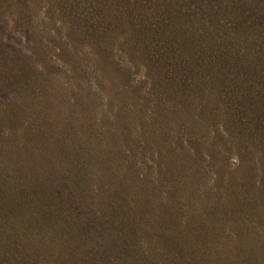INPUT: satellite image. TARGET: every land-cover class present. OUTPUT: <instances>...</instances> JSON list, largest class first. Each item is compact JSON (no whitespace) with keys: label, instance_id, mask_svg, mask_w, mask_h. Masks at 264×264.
<instances>
[{"label":"rangeland","instance_id":"obj_1","mask_svg":"<svg viewBox=\"0 0 264 264\" xmlns=\"http://www.w3.org/2000/svg\"><path fill=\"white\" fill-rule=\"evenodd\" d=\"M75 2L82 12L83 8L92 7L90 0ZM104 3L103 17L96 19L97 22L92 27L93 23L87 24L91 19L86 18L82 19L84 23L76 21L75 24L71 20V17L73 19L75 17L65 6L64 0H0V264H36V261L39 264H73L69 259L71 255L80 254L78 247H69L70 245L64 239L53 240L52 233L49 234L50 230L43 232L40 229H34L29 232L27 228L30 226L26 227L20 220L21 213L25 211L23 205L12 207L10 204L12 200H8V196L11 197L13 193L8 194L7 189L23 190L24 186L28 187L32 184L30 186L32 188L33 184L39 182L48 184L51 176L56 174L57 168L63 171L67 165L75 162L83 168L80 164L83 160L90 163L86 155H80V151H78L80 156L74 157V153L66 152L68 148L62 152L57 150L67 131L66 123L73 128L69 132L73 140L69 148L75 147L77 151L84 148V145L88 147L91 144L95 149L93 155H98L93 163L102 165L107 162L103 164L104 167H110L116 170L118 175L121 174V170H117V165L113 164L112 160L110 162L107 155L108 152H112L110 157L115 156L116 147L113 141L118 137H112V140L109 134L117 129L115 119H118L120 115L110 106L111 84L118 86H115L118 95L124 92L126 99L132 97L130 101H127L128 111L134 113L135 109L145 108L142 120L140 121L139 118L137 121L139 123L143 121L145 125L141 123V126L149 127V130L153 132L151 139L161 147L156 150L161 149L167 155L175 152L170 157L176 158L178 157L176 155L183 153L196 155L198 148L203 145L207 152L201 159L203 164L209 167L207 168L209 174L205 176L204 185L206 189H216L215 183L220 175L216 168L221 167V163H225L223 158L226 157L217 138L219 132L223 134L222 137L226 139L229 137V129L223 121L222 95L218 98L217 95L209 93L210 95L200 98L188 91L183 94L176 87L168 86L167 81H163L159 85L162 97L157 99L152 96L155 83L148 78L150 69L143 63L140 53L132 54L134 49L132 40L139 35L135 23L139 22L138 16L143 17L147 23H158L153 26V29L167 28L173 36L181 37L180 41L185 47L192 45L193 49L188 55L191 60L187 58L184 60L192 64V67H197L195 61L205 56L204 53L210 45L208 43L202 47L200 42L193 40L194 35L198 36L199 41L200 37L207 38L208 35L201 26L208 27L221 35H224L222 30H226L227 45L238 50L245 62L246 59L243 56H250V52L252 55L258 52L264 53V0H135V2L120 0L118 7L108 11L109 14L105 10L106 2ZM245 12L247 14L244 15ZM206 22L209 24L206 25ZM187 23L199 27L201 32L189 30ZM74 30L77 32L90 30L95 43L77 42L75 38L77 34ZM129 36L132 39L130 41ZM223 43L225 44V41ZM106 49L115 55V65L130 69L137 75L136 80L146 84L147 88L140 89L138 97L131 95V89L125 88L116 76L103 72L101 64ZM226 49L232 52L231 48L226 47ZM74 56L84 62L73 64L71 58ZM211 58L213 59L214 56ZM204 62V67L213 68L210 58ZM92 65L93 74L90 71ZM232 66L241 70L245 69L237 64ZM223 68L226 69V66L224 65ZM248 74L253 82L260 85L257 75ZM229 75L231 77V72ZM233 80L231 83L234 84ZM240 83L248 84L241 79ZM256 84L249 85L256 87ZM230 91L231 89L226 92L230 93ZM167 92L170 93L169 96ZM242 93L244 97L245 94ZM248 93L252 94V91L248 89ZM147 96L150 100L144 101ZM253 97L251 95L250 98L253 99ZM132 100H134L133 103H131ZM73 101L79 103L76 110L70 109ZM90 102L97 106V108L94 104L91 106L92 111L98 112L97 125L101 122V125H106L103 127H107L104 135L106 139L104 138L103 141L96 139L95 132L86 130L82 126L87 123L85 115H88L85 113L87 108H82V105L87 106ZM73 110L76 112L71 114ZM161 113H165L169 118L162 121L155 120L156 115ZM186 117H192V119ZM110 120L113 123L107 126ZM216 121L218 131L212 127ZM5 129H10L13 135L11 137L7 135ZM58 133L60 135L57 138ZM160 134H165L167 137L164 138ZM181 140H184L183 144L180 143ZM112 142L114 145H111ZM51 145H54L53 148H50ZM191 151L194 154H191ZM81 152L87 153L86 150ZM47 153L54 155V164L50 169L47 165ZM64 155L68 156V162L65 165L61 164ZM136 161L154 163L156 169L159 167L158 158H154L153 161L151 158L148 160L141 158ZM239 161L237 153H234L231 164L235 165ZM179 164L182 162L179 161ZM89 165L87 164L88 170L83 173H86L87 181L91 182L92 189H86L83 184H80L77 173L67 178V192L71 198L73 197L70 193H86L91 200L93 199L94 204H98L103 195H106L100 191L98 183L107 176L102 175L103 172L99 166L93 169ZM255 165L258 171L253 178H246L248 176L246 174L241 175L239 183L256 189H253L254 193L251 195L254 197L247 200L246 207L242 204L245 211L249 210L245 214L236 212L232 216V212L231 216L225 217L220 212L224 206L214 198L208 200L190 195L187 179L176 186V197L169 204L166 217L170 215L171 209L185 207L184 225L189 233L195 235L196 239L201 237L204 239L202 241L210 243V264H264V208L262 212H259L258 206L264 203V195L259 194V191H264V165L261 157H257ZM124 172L127 183L130 184L131 177L127 171ZM141 173L144 175L143 172ZM193 180L189 179V183ZM158 181L157 174L153 179L154 185ZM30 188H26L29 193L32 191ZM105 189L107 193L115 194L114 187ZM139 192L138 196L150 200L153 209L159 208L158 199L149 193L146 186ZM16 197L18 196L13 195V198ZM16 201H18L17 198ZM71 204L75 208L70 204L69 206L76 210L73 212L77 213L84 209L75 199ZM8 210L11 212L7 219L5 213ZM157 212L160 213L158 209ZM65 216L60 218V222L65 223ZM108 217L104 214L100 216V219L106 221ZM116 217L119 223L123 222L120 216ZM95 224L92 220L91 225ZM155 225L156 229L150 230V233L148 227L144 232H140L144 246L150 243L147 249L151 258L158 255L154 249L159 239L168 241L169 235H178V242L182 245L194 243L193 239L189 240V243L184 237L183 226L176 228V224L170 222L172 230L162 234L158 232L159 224L155 223ZM96 231L92 244L93 248L98 250L96 244L103 242L106 236L103 239L99 238L104 234L99 233L98 236L97 228ZM115 231L114 227L108 226L105 235L116 234ZM148 233L152 237L147 235ZM75 235L78 238L82 236L81 233ZM178 253H186V248L179 249ZM111 257L114 258V256ZM206 259L209 260V258ZM197 264L205 263L198 261Z\"/></svg>","mask_w":264,"mask_h":264},{"label":"trees","instance_id":"obj_2","mask_svg":"<svg viewBox=\"0 0 264 264\" xmlns=\"http://www.w3.org/2000/svg\"><path fill=\"white\" fill-rule=\"evenodd\" d=\"M64 1L65 6L70 9L71 15L75 17V19L71 17V20L75 24L76 21L84 23L82 19L86 18L91 19L87 24L93 23L92 27H94L97 22L96 19L99 20L100 17L101 19L103 17L104 1L107 5L105 10L109 14L108 11L118 7L120 0H90L92 7L90 9L83 8V12L81 8H77L79 7L77 4L75 5V1L77 0ZM85 1L88 2L89 0ZM132 2H135V0H132ZM64 9L67 10L65 7ZM243 14L245 15L247 12ZM138 17L139 22L136 21L135 25L136 29L139 30V35L135 40H132L130 36L128 39L129 41L132 40L134 47L132 54L137 55V53H140L143 63L150 69L148 78L152 79L155 83L151 93L152 96L157 99L162 97L161 92H159L161 91L159 85L163 81H167L168 86L176 87L183 94L188 91L198 97L200 96V98L207 96L209 93L217 95L218 98L222 95L223 121L229 129V137L226 139L219 132L217 138V142L222 146V152L226 157L223 158L225 163H221V167L216 168L220 172L218 180L215 183L216 189H206L204 185L205 176L209 174V170L207 169L209 167L207 164H203L202 161L204 154L207 152L203 148V145L198 148L196 155L191 156L183 153L182 155H176L178 156L176 158L170 157L175 152H172V155H167L161 149L156 150L161 147L156 145L151 139V133L153 132L149 130V127L145 128L141 126V123L142 125L144 124L143 121L141 123L137 121L139 118L140 121L142 120L145 108L140 107L135 109L134 113L128 111L127 101H130L132 97L130 96L129 99H126L124 92L120 93L119 96L115 90L116 85L111 84L112 100L110 106L113 109L115 108L120 115L118 119H115L117 120L115 122L117 129L109 134L111 138L118 137L113 141L114 147H116L115 156L113 158L110 157L112 152H108L107 155L110 162L112 160L114 161L113 164L117 165V170H121V174L118 175L116 170H112L110 167H104L105 165L103 164H107V162L102 165L93 163L94 158L97 159L98 155H93L95 149L91 144L88 147L87 145H82L84 148H80L77 151L75 147L69 148L72 144L71 141H73L69 132L73 128L66 123L67 131H65L63 142L60 143V147L57 150L62 152L68 148L66 152L68 154L74 153V157L86 155V159L90 163H86L83 160L80 162L83 168L76 162L67 165L63 171L57 168L56 174L51 176L48 184L39 182L38 184H33L32 188H30L32 184L28 185V187L24 186L23 190L7 189L8 194L13 193L11 197L8 196V200H12L10 201L12 207H22L23 205L25 211L21 213L20 220L24 222L26 227L30 226L27 228L29 232L34 229H40L43 232L50 230L49 234L51 235L52 233L53 240L61 238L70 245L69 247H78L77 250L80 254L74 253L69 258L73 264H108L111 262L117 264H197L198 261L210 264V243L202 241L204 239L201 237V239L199 237L196 239L195 235L189 233L184 225L185 207L181 206L175 210L171 209L170 215L166 217L168 207L176 197L175 190L177 184L187 179L190 195L204 197L208 200L214 198L224 206L220 212L225 217L231 216L232 212V216L236 212L248 213L249 210L245 211L243 206L246 207L247 200L250 197L253 199L254 195H251V193H254L256 189L251 188L250 185L246 186L239 183L241 175L244 176L246 174L248 175L246 178H253L255 173H257L258 170L255 165L257 157H261L264 165V53L258 52L256 55H252L249 51L250 56H243L246 59L244 62L239 51L227 45L226 30H222L224 35H221V33H215L208 27L201 26V29H204V32L207 33V38L200 37L199 41L198 36L194 35L193 40L200 42V46L202 47L208 43L210 45L204 53L205 56L195 61L197 67H192V64L184 61L185 58L190 59L188 55L189 51L193 49L192 45L185 47L183 42L180 41L181 37L173 36L171 31H167V28L164 30L153 29V26L158 23H147L143 17ZM208 24L206 22V25ZM187 25L189 30H197V33L201 32L199 27L191 25V23H187ZM181 26L183 27V25ZM75 32L77 34L75 36L77 42H82L83 44L95 43V39L90 35V30L85 32L78 30V32ZM223 39H225V44L223 43L224 41L221 42ZM226 47L231 48L232 52L226 49ZM196 52L199 51L196 50ZM103 54L104 58L101 64L103 72L116 76L125 88L131 89V95L133 94L134 97H138L140 89L147 88L144 82L142 83L140 80L135 79L137 75L132 73L130 69H124L120 65H115V55L112 51L106 49ZM212 56H214L213 59L211 58ZM207 58L211 59V64L213 65L211 69H209L210 67H204V61ZM71 62L73 64H82L84 61L74 56L71 58ZM234 64L245 69L241 70L232 66ZM224 65L226 69L223 68ZM90 69H92L90 71L93 74V65ZM230 72L231 77L229 75ZM235 72H238V74H235ZM204 73L207 74L205 75ZM248 73L257 75L260 85L253 82ZM240 79L248 84L240 83ZM232 80L234 84L231 83ZM249 84H256V87ZM239 87L241 89H238ZM247 88L252 91V94L248 93ZM229 89L231 91L227 93L226 91ZM163 92L166 93V91ZM242 92L245 94L244 97ZM169 94L167 92L168 96ZM225 94L227 95L226 97ZM251 95L254 96L253 99L250 98ZM148 100H150V97L147 96L144 101ZM92 104L97 108L96 104L92 102L87 106L82 105V108H87L85 113H88L87 116L85 115L87 123L82 124V126L86 130L95 132L96 139L103 141L104 138L106 139L104 135L106 134L107 127H103L106 125H101V122L97 125L98 112L92 111ZM71 105L70 109L74 108L76 110L79 103L73 101ZM75 110L71 111V114L75 113ZM165 118L168 119L169 117L165 113H161V115H156L155 120L162 121ZM186 118L192 119V117ZM112 123L110 120L107 126L112 125ZM217 123L216 121L212 124V127H215L216 130ZM147 125L149 126V124ZM5 130L6 134L10 137L13 135L10 129ZM59 135L60 133H58L57 138ZM161 136L167 137L165 134ZM183 141L181 140L180 143L183 144ZM113 142L111 145H114ZM53 146L51 145L50 148H53ZM84 150L87 153L81 152ZM78 151H80V155H78ZM234 153H237L240 161L232 165L231 159ZM191 154H194V152L191 151ZM46 158L50 169L54 164V155L47 153ZM141 158H145L146 160L151 158L152 161L154 158H158V169H156L154 163H138L136 161ZM179 161L182 164H179ZM67 162L68 156L64 155L61 159V164L65 165ZM87 164H90L89 166L93 167V169L99 166V169L103 172L102 175L104 177L107 176L98 183L100 191L106 194L103 195L98 204H94L93 199L91 200L86 193H70L73 197L71 198L67 192V178L77 173L78 177H80V184H83L86 189H92L91 182L87 181L86 173H83L88 170ZM124 171H127L131 177L130 184L127 183ZM156 173L158 174L159 181L154 185L153 179L157 175ZM189 179L194 180L189 183ZM145 186L149 193L158 199L159 208L157 209L160 213L157 212V209H153L150 200H146V197L138 196L139 191ZM106 187H114L115 194L107 193L105 191ZM26 188H30L32 191L29 193ZM259 194L264 195V191H259ZM13 195L18 196L16 197L18 201H16V198H13ZM73 199L77 200L78 205L84 208L83 211L73 212L76 211L75 207L71 204L73 203ZM69 204L74 208L70 207ZM251 206H254V204H251ZM258 206L260 208L259 212H262L264 203ZM10 212L8 210L5 213L7 219L10 216ZM104 214L109 216L108 220H106L107 222L104 219H100V216ZM63 216L66 218L65 223L60 222V218ZM116 216H120V220H123V222L119 223ZM92 220L96 223L94 226L91 225ZM170 222H174L176 228L183 226L185 228L183 231L184 237L188 242L193 239V245H182L178 242V235H169L167 236L168 241L159 239L154 249L158 255L155 258H151L150 252L147 249L150 243L144 246L140 232H144L145 228L148 227V232L150 233V230L156 229L155 223H158V232L162 234L167 233V231L172 230ZM108 226L114 227L116 234L109 233L110 235H105L106 227ZM96 228L99 230L98 236L99 233L104 234L99 238L103 239L106 236L103 242L98 245L96 244L98 250H95L92 244L93 236L97 232ZM77 233H81V238L76 237L75 234ZM149 233L147 235H150ZM150 237L152 236L150 235ZM183 248H186V253L179 254V249ZM111 256H114V258ZM206 258H209V260ZM64 260L66 261V259ZM256 262L258 263L257 260ZM36 264H39L38 261H36Z\"/></svg>","mask_w":264,"mask_h":264}]
</instances>
